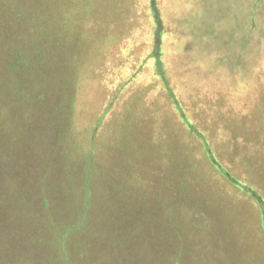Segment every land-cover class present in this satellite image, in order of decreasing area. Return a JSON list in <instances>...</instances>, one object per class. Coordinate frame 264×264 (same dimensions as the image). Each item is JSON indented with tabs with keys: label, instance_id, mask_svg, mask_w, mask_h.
Masks as SVG:
<instances>
[{
	"label": "rangeland",
	"instance_id": "374dc122",
	"mask_svg": "<svg viewBox=\"0 0 264 264\" xmlns=\"http://www.w3.org/2000/svg\"><path fill=\"white\" fill-rule=\"evenodd\" d=\"M150 2L0 0L7 67L13 52L33 56L30 74H5L6 91L22 92L34 75L35 104L34 129L19 133L15 121L0 138V264H62L63 255L73 264H264L260 206L211 166L198 138L181 146L195 161L189 194L165 197L155 156L150 191L113 169L120 147L128 153L120 128L132 127L142 155L149 143L159 157L158 129L174 119L157 70L159 30L165 73L193 124L264 198V0H157L159 28Z\"/></svg>",
	"mask_w": 264,
	"mask_h": 264
},
{
	"label": "trees",
	"instance_id": "16d2710c",
	"mask_svg": "<svg viewBox=\"0 0 264 264\" xmlns=\"http://www.w3.org/2000/svg\"><path fill=\"white\" fill-rule=\"evenodd\" d=\"M151 9L154 13V18L156 20V25L157 28L161 27L162 19L160 12L158 10L157 6V0H151ZM156 47H157V52H156V58H157V63H158V75L161 77L165 91L167 92V96H169L170 100H172L175 108L178 107V113L180 115V118L182 119L183 124L187 127L188 131L192 136L195 138H198L199 141L201 142V145H203L205 149V155L208 158L211 166L217 170V172L223 176L230 184L236 186L237 188L241 189L244 191L247 195L251 196V198L257 202V204L260 206V209L262 210V216H263V224L264 226V198L261 196V194L253 189L250 186H247L241 182L240 179H238L235 175L232 174L231 170H229L222 162L221 159L219 158V155L216 153L215 149L213 148L212 142L209 139L207 133L200 128V126L196 123L193 124L192 118L189 116L188 112L184 108V105L182 102L178 101V98L176 96V93L172 87V84L170 83L169 77L165 73L164 67H163V59H162V47H161V35L159 33V30L157 31L156 34ZM4 54V58L2 60V56ZM12 58L13 61L9 64L7 67L6 64V53L5 52H0V138L3 136V131L2 129L5 127H12L15 125V121H21L18 124L17 131L21 133L23 130H32L34 129V85H31L34 83V75L33 78L28 79V82L31 84H28L24 86V90L22 92H18L17 88L15 87L14 90L7 92L6 91V82L4 83L3 77L5 76L6 73L7 75H13V72H18L20 73L21 70H26L27 74H30L31 70L33 69V66L31 64L33 56L32 55H27L25 53L22 54H16L12 53ZM15 99H12V98ZM44 108V107H42ZM18 114V117L16 118L14 115L10 114L14 112ZM7 119L10 120V124H7L6 121ZM124 128V127H123ZM15 129V127L11 128V130ZM120 136V131L118 132L117 138ZM132 148H136V150L140 153V158L142 157L141 153V148L139 147V140L136 144L133 145ZM152 154V153H151ZM0 160H1V152H0ZM1 170L3 168H0ZM92 169H93V163L90 162L89 167H88V177L87 180L84 183H81L82 186H85L86 190V200L89 201V195L92 193L91 192V185H92ZM0 170V171H1ZM141 171V168H140ZM137 182L132 183V188L133 190H138V193H142L141 190L143 188L149 189L148 182H142L138 179ZM0 182H3V179L0 178ZM133 182V181H132ZM150 182V181H149ZM139 188H136L138 187ZM143 186V187H142ZM129 188V187H128ZM75 190H81L78 189L77 187ZM78 191V192H79ZM5 203H7V198L6 196H1L0 195V204L3 206ZM79 204H77L76 207H78ZM4 221V218L2 217L0 219V225H2V222ZM72 231V230H71ZM70 231V232H71ZM69 232V234H70ZM67 233L65 234H60L61 239L66 236ZM62 264H73L70 262V260H65L64 255L62 259Z\"/></svg>",
	"mask_w": 264,
	"mask_h": 264
},
{
	"label": "crops",
	"instance_id": "0c3cea01",
	"mask_svg": "<svg viewBox=\"0 0 264 264\" xmlns=\"http://www.w3.org/2000/svg\"><path fill=\"white\" fill-rule=\"evenodd\" d=\"M176 96L178 98V101L182 102L181 101L182 99H180L177 94ZM172 105L173 107L169 106L172 111L170 115L174 116V119L172 121H168V123L166 124L167 126L160 127L158 129L157 140H158L159 157H157L156 155L157 151L151 148V144L147 143L148 147L146 148V150L148 154L146 155L144 153L140 158V153L135 148H132L133 145L138 142L139 137L135 140H132V138L128 134L129 130L132 128L129 125L126 128L123 127L120 128L119 130L120 136L122 135L124 137L121 142L122 147L128 152V153L121 152V147H120L119 150L120 154L118 156V160L114 159L115 161L114 165L116 167H114L113 169H115L118 178H121L125 175V177L119 179L120 182L121 181L126 182V179L129 176H132L133 173L134 180L138 179L142 182L146 181L148 182L147 184L149 185V181L151 182V178L149 177H151V173H152L151 168L153 166L151 164V161L152 158H154L155 156L159 160L157 165L158 184L160 191L164 193L165 197H172L176 193L178 195L187 193L188 189L184 188L183 185L193 182L192 169L193 166H195V163H193L195 161H193L194 158L192 156L191 149H189L190 153L189 151L185 152L186 148L181 150V146L184 143V139H185L184 137H187L188 134L189 135L191 134L188 131L187 127L183 124L182 119L180 118V115L177 112L173 103ZM184 108L186 107L184 106ZM124 130H126L127 133H125ZM187 142L191 143V140ZM126 146H128L129 150L126 149ZM128 162H130V164H128ZM134 180L132 183L135 182ZM128 187L129 186L127 184L126 190L129 189ZM147 190L150 191V189Z\"/></svg>",
	"mask_w": 264,
	"mask_h": 264
}]
</instances>
